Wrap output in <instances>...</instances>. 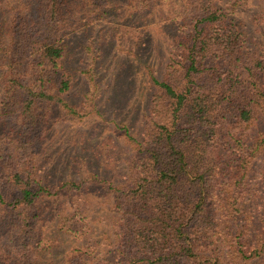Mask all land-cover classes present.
I'll return each mask as SVG.
<instances>
[{"label": "trees", "instance_id": "trees-1", "mask_svg": "<svg viewBox=\"0 0 264 264\" xmlns=\"http://www.w3.org/2000/svg\"><path fill=\"white\" fill-rule=\"evenodd\" d=\"M247 2L186 0L124 183L51 186L39 166L52 114L86 115L65 99L73 76L63 36L82 18L70 0H15L0 43V117L17 125L0 132V264H38L53 248L40 211L47 198L70 199L58 227L85 240L93 180L113 197L110 264H264V195L259 211L250 204L254 172L264 182V40L253 46L234 16ZM103 3L85 8L99 14ZM94 259L75 245L66 264Z\"/></svg>", "mask_w": 264, "mask_h": 264}, {"label": "rangeland", "instance_id": "rangeland-1", "mask_svg": "<svg viewBox=\"0 0 264 264\" xmlns=\"http://www.w3.org/2000/svg\"><path fill=\"white\" fill-rule=\"evenodd\" d=\"M15 0H0V43L11 21ZM82 18L80 27L63 36L65 65L73 76L65 99L83 113L82 119L55 109L40 160V176L51 186L67 180L98 176L120 185L133 155V139H141L145 117L156 87L152 76L162 78L177 35V16L186 0H104L99 14L85 8L89 0H70ZM246 29L250 43L264 40V3L248 0L234 15ZM0 52V112L5 82ZM1 133L16 132L17 125L0 117ZM250 204L262 206L264 182L258 172L250 180ZM91 229L85 240H76L59 229L58 217L68 210V197L44 199L40 211L44 233L54 244L41 254L38 264H66L75 245L94 253V264H110L115 239L113 197L103 183L89 187Z\"/></svg>", "mask_w": 264, "mask_h": 264}]
</instances>
